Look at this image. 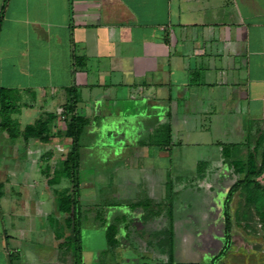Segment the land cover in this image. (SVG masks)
Instances as JSON below:
<instances>
[{
    "label": "crops",
    "instance_id": "0c3cea01",
    "mask_svg": "<svg viewBox=\"0 0 264 264\" xmlns=\"http://www.w3.org/2000/svg\"><path fill=\"white\" fill-rule=\"evenodd\" d=\"M0 87L18 89L23 100L33 94L27 106L58 114L73 89L77 111L92 119L88 129L100 133L111 121L121 133L126 123L144 153H231L233 146L264 137V0H0ZM61 118L48 153L69 150ZM7 136L0 129V153L21 146ZM24 142L28 153L46 144ZM23 169L5 172L6 184ZM32 170L26 178L33 190ZM150 188L158 196L148 199L165 198L162 179ZM180 188L178 196L186 187ZM218 199L212 193L189 218L200 232L198 247L208 224L222 222ZM36 203L45 212V201ZM71 248L62 251L59 264H70ZM55 256L39 264H55ZM100 263L112 264H93Z\"/></svg>",
    "mask_w": 264,
    "mask_h": 264
},
{
    "label": "rangeland",
    "instance_id": "374dc122",
    "mask_svg": "<svg viewBox=\"0 0 264 264\" xmlns=\"http://www.w3.org/2000/svg\"><path fill=\"white\" fill-rule=\"evenodd\" d=\"M12 89V103L15 106L8 112L15 120L12 130L18 133V140L11 139L9 132H5L8 143H20L21 146H18L17 151L14 148L12 153H0V264L44 263L47 256L52 258L53 253L56 255L53 258L55 264H59L62 251L69 246L72 248L66 262L70 264H93L100 261L150 264L148 261L160 260L165 261V264H181L175 262V259L185 257L184 251L180 253L181 248H175V259L170 255L173 236L171 201L181 191V186L186 187L178 196L182 230L189 227V218L200 211L203 201L208 200L212 193H217L218 207L224 211L221 223L213 226L209 223L208 229L202 232L203 238L206 236L200 242L202 247L199 246L196 252H187L186 255L192 256L191 259H196L193 261H198L195 264H264V170L259 176L260 186L249 182L239 184L247 171L237 169L234 164L236 160L244 165L249 161L250 154L256 155L257 162H260L264 137L257 142L247 140L248 143L252 142L250 146H233L231 153L225 154L154 153L153 149L151 153H144L142 149L139 151L137 142L132 143L134 131L126 123L121 133L111 121L100 133L92 132V127L86 128L81 139L80 214L74 216L76 222L80 223L81 239H76L73 226L66 222L68 214L61 213L57 208V190L71 192L70 179L64 177L59 184L50 183L55 170L62 166L67 152L48 153L47 148L53 143L51 140L50 144L42 146L39 153H28L29 143L24 142L23 134L28 124H34L48 114L56 115L50 126L51 132H55V127L59 126L55 124L56 119L60 118L62 112L58 114L29 107L27 104L33 94H27L24 101L19 90ZM19 113L21 116H17ZM132 119L128 123L131 124ZM255 146L257 149L253 150ZM257 166L255 163V170ZM154 167L156 170L151 172L149 169ZM17 168H24V173L15 178L9 177L6 184L5 172ZM28 168L33 169L30 179L36 181L33 190L27 186ZM160 179L165 182L166 188L169 183L171 185L170 196L160 206L161 217L159 213L151 215L150 207L142 202L147 201L150 195L158 196L150 186L156 189ZM10 181L13 184L10 185ZM231 189L233 197L227 205ZM162 193H165L164 188ZM37 200L45 201L46 204L42 206L45 212L38 206ZM189 203H192L191 207L187 206ZM227 211L231 215V237L227 252L221 255L219 251L223 243L218 241L219 238L222 241V237L224 241L226 237ZM49 212L50 217L45 215ZM111 222L116 224L121 239L108 250L105 226L113 224ZM57 246L61 249L59 252L56 251ZM152 248L157 250L153 251ZM30 255L36 261L27 259Z\"/></svg>",
    "mask_w": 264,
    "mask_h": 264
},
{
    "label": "trees",
    "instance_id": "16d2710c",
    "mask_svg": "<svg viewBox=\"0 0 264 264\" xmlns=\"http://www.w3.org/2000/svg\"><path fill=\"white\" fill-rule=\"evenodd\" d=\"M71 90V100L69 103L63 105L62 114L64 115V119L66 121V129L64 130L65 136L69 137L71 139V147L67 151V154L65 156V159L63 161L62 166L55 170V175L50 179L51 184H59L64 177H68L71 182V192L68 191H60L57 190L59 194L58 195V205L57 208L61 213L68 214L66 218V222L69 224V226H73V236L76 239H81V228L80 223L76 222L75 215H79V204L80 200L79 197L81 196L80 193V168H81V158H82V136L85 131V129L88 127V125L91 123L92 119L84 114H81L77 111V102H78V93ZM13 89L11 88H1L0 87V129L4 131H8L10 138L15 140L18 138V133L16 131L12 130V126L14 124V119L10 116V113L8 112L10 109H12L15 105H13ZM55 114H48L46 117L38 119L34 124H28L24 129V139L25 141H28L29 138H36L39 141L43 143H48L51 141V139L55 136V132H51V124L53 120L55 119ZM226 143L223 144V148H226ZM225 154V153H223ZM231 155V154H227ZM249 161L246 162L244 165L240 162L234 160L235 166H237V169L241 171H247V174L245 175V178L242 179L239 184L241 183H251V184H258L260 186L259 182V176L264 170V147L262 149V159L260 162H257L256 155L250 154L248 157ZM256 160V162H255ZM255 163L258 165L256 167V170L254 169ZM257 176V178L255 177ZM258 182V183H257ZM167 197L170 196V190L171 185L169 183V186H167ZM233 197V191L232 189L228 192V199H227V205L231 202V198ZM143 205L152 206L153 201L150 199H147V201H142ZM152 203V205H150ZM152 207L149 208V210ZM225 219L227 221L226 224V244L223 247V252L226 251L231 233H230V218L231 215L227 212H225ZM72 214V215H71ZM71 215V216H70ZM78 218V217H77ZM118 230L116 228V224H109L106 231V238L107 243L110 246H114L119 242V238L117 237ZM100 264H106V263H100Z\"/></svg>",
    "mask_w": 264,
    "mask_h": 264
},
{
    "label": "flooded vegetation",
    "instance_id": "af4514ba",
    "mask_svg": "<svg viewBox=\"0 0 264 264\" xmlns=\"http://www.w3.org/2000/svg\"><path fill=\"white\" fill-rule=\"evenodd\" d=\"M167 189V188H166ZM167 191V190H166ZM166 195H167V193H166ZM165 195V198H167V196ZM178 195H179V193L176 195V197L171 201V215H172V226H173V236H172V239H175L174 237H176V239H177V242H178V244H179V247L177 246V248H181V250H180V253L182 252V251H184V254H185V257H182L181 258V260H176L175 259V257H174V251H177V250H173L172 251V249H171V258H173V259H175V262L176 263H181V264H195V262L197 263L198 261H193V260H196V259H191V257L192 256H188V255H186L187 254V252H188V254H190V253H192L194 250V252H196V251H198V249H199V247H198V245H197V241L201 238L200 237V232H198L197 231V229L196 230H193L192 228H193V226H194V221H189L190 223H189V227H186V228H184L183 230L180 228V221H177V219H176V217H175V202L177 201V197H178ZM164 198V199H165ZM163 199V200H164ZM163 200L162 201H160V202H153V205L152 206H149V207H152L150 210H149V212H151V215H157L156 214V212L155 211H157V213H158V211H160L161 210V212H162V208L160 207L162 204H164V203H166V201H164V203H163ZM167 205V204H166ZM167 207V206H166ZM168 207H170V206H168ZM160 217L162 216V215H159ZM150 219V218H149ZM111 223H113V222H111ZM197 225V224H196ZM107 227H108V225L107 226H105V230L107 231ZM156 232V231H155ZM118 234H120V232L118 231V233H117V235ZM199 236V237H198ZM118 237V236H117ZM119 238V240L121 239L120 237H118ZM226 237H225V243H224V246H225V244H226ZM182 243H184V245L182 246ZM177 244V245H178ZM171 245H172V241H171ZM223 246V247H224ZM112 246H110L109 244H108V249L109 248H111ZM223 247L221 248V250L219 251V254H221V255H223V254H225L227 251H224L223 252ZM176 248V249H177ZM151 250H153L154 251V249H151ZM226 250H228V247H227V249ZM196 254V253H195ZM195 254H194V256H195ZM186 256H188V258L186 257ZM151 259V258H150ZM187 260H190V261H187ZM148 262H150V264H165V261H163V260H160V261H157V262H152V261H148ZM112 264H120V263H112ZM135 264H137V263H135Z\"/></svg>",
    "mask_w": 264,
    "mask_h": 264
}]
</instances>
